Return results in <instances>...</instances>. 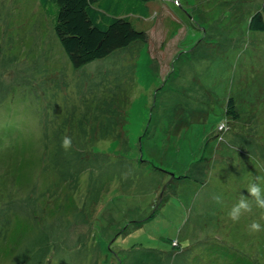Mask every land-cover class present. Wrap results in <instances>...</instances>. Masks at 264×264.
Returning a JSON list of instances; mask_svg holds the SVG:
<instances>
[{
	"label": "rangeland",
	"instance_id": "obj_1",
	"mask_svg": "<svg viewBox=\"0 0 264 264\" xmlns=\"http://www.w3.org/2000/svg\"><path fill=\"white\" fill-rule=\"evenodd\" d=\"M263 3L153 0L145 41L75 68L0 0V264H264V209L228 216L264 178Z\"/></svg>",
	"mask_w": 264,
	"mask_h": 264
},
{
	"label": "trees",
	"instance_id": "obj_2",
	"mask_svg": "<svg viewBox=\"0 0 264 264\" xmlns=\"http://www.w3.org/2000/svg\"><path fill=\"white\" fill-rule=\"evenodd\" d=\"M51 18L53 29L73 67L132 43L145 41L147 34L133 26L132 17H147L153 0H38ZM249 28L264 32V3L249 20ZM226 113L239 114L229 98Z\"/></svg>",
	"mask_w": 264,
	"mask_h": 264
},
{
	"label": "clouds",
	"instance_id": "obj_3",
	"mask_svg": "<svg viewBox=\"0 0 264 264\" xmlns=\"http://www.w3.org/2000/svg\"><path fill=\"white\" fill-rule=\"evenodd\" d=\"M61 147L65 151H68L72 147V138L64 136ZM262 183H264V178L255 177V179L247 185V195L241 194L238 201L228 212V216L233 222L239 221L241 215L244 213L251 212L253 204L259 209H264V187H262ZM213 199L218 204L222 203V198L219 195L214 196ZM261 219H264V216H262ZM247 227L250 234H255L264 230V225H261L258 220H253Z\"/></svg>",
	"mask_w": 264,
	"mask_h": 264
},
{
	"label": "built area",
	"instance_id": "obj_4",
	"mask_svg": "<svg viewBox=\"0 0 264 264\" xmlns=\"http://www.w3.org/2000/svg\"><path fill=\"white\" fill-rule=\"evenodd\" d=\"M219 127H220V128H223L224 126H223V125H220Z\"/></svg>",
	"mask_w": 264,
	"mask_h": 264
}]
</instances>
